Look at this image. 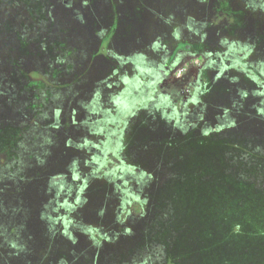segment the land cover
Here are the masks:
<instances>
[{"label":"rangeland","instance_id":"1","mask_svg":"<svg viewBox=\"0 0 264 264\" xmlns=\"http://www.w3.org/2000/svg\"><path fill=\"white\" fill-rule=\"evenodd\" d=\"M229 1L228 7L227 0H0V264H81V258H88L84 264H264V123L250 119L253 111L229 127L251 136L247 141L192 133L172 140L175 134L157 131L150 117L147 127H135L127 146L141 160L131 156L127 163L151 175L153 186L144 215L97 257L91 251L84 258L78 250L87 245H73L63 231L68 214L61 206L75 205L87 169L67 195L51 191L57 178L72 179L70 164L84 155L78 148L97 144L79 129L115 57L161 35L170 41L193 17L207 24L206 42L245 28L236 39L255 41L264 62V0ZM201 63V57L187 61L173 80ZM225 87L211 86L209 99L231 108ZM169 151L182 160L170 163ZM170 168L179 179L169 178ZM96 192L98 200L87 196L71 216L98 229L105 192Z\"/></svg>","mask_w":264,"mask_h":264},{"label":"flooded vegetation","instance_id":"2","mask_svg":"<svg viewBox=\"0 0 264 264\" xmlns=\"http://www.w3.org/2000/svg\"><path fill=\"white\" fill-rule=\"evenodd\" d=\"M255 1L247 0L250 4ZM229 2L227 0L228 7ZM206 26L204 22L187 17L170 41L164 43L161 35L139 51L115 57V68L108 69L99 94L88 105V118L79 130L96 139L97 144L88 141L80 146L78 150L84 155L70 164L72 179L59 177L51 187L53 197L67 195L68 188H73L72 184L80 181L81 172L87 169L76 190V206H61L68 214L63 216L65 238L75 246L79 242L87 245L83 251L78 250L84 258L91 251L96 252L97 257L109 241L127 234L125 225L128 222L144 215L146 196L150 194L154 179L127 163L131 156L141 160L137 150L128 148L127 141L135 127H147L145 118L156 121L157 131L173 132L175 136L192 133L201 137H221L233 122L247 116L245 111L255 112L257 116L249 115L250 119L256 117L259 124L264 123V62L259 45L255 41L248 44L236 39L237 33L245 29L242 27L232 30L230 39L212 35L210 38L214 41L206 42ZM154 30L149 33L152 35ZM193 45L200 49H193ZM189 57H201L202 63L193 73L173 80L178 71L173 72L174 66L180 59ZM111 77L115 78L113 82L108 80ZM225 85V91L232 92L234 99L233 104H228L231 108L219 106L220 101L213 103L218 107L214 106L209 99L210 94L215 93L211 86L221 88ZM96 190L105 192V204L94 220L98 229L84 223L82 218L75 221L71 216L75 209L81 208L87 196L98 198ZM113 209L114 216L110 213ZM87 248L89 251L85 250ZM78 253L74 250L75 259L79 258ZM87 259L81 258L77 263L81 260L84 264Z\"/></svg>","mask_w":264,"mask_h":264},{"label":"trees","instance_id":"3","mask_svg":"<svg viewBox=\"0 0 264 264\" xmlns=\"http://www.w3.org/2000/svg\"><path fill=\"white\" fill-rule=\"evenodd\" d=\"M19 39H21V38H19ZM18 45H19V50L21 51L20 52V56H23L22 55L23 54V46H22L23 45V42H22V45L19 44V43H18ZM224 133H225V135H223L221 137H218L216 135H211V136H213V137H215V138H217L219 140H224V141H227V140H230V139H234L233 141H235V140L236 141H239V140L247 141L248 138H251V136H248V135L234 134V133L230 132L229 129L224 130ZM243 138H247V139L244 140ZM174 139H183V138H178V136H176V137L172 138V140H174ZM169 152H170V155L174 157L171 160L172 162H170V163H175L176 161L180 162L182 160L181 154H179V153L172 154L171 151H169ZM170 170H171V168H170ZM169 178H171V179H179V177L177 175V172L174 169L171 170V176Z\"/></svg>","mask_w":264,"mask_h":264},{"label":"water","instance_id":"4","mask_svg":"<svg viewBox=\"0 0 264 264\" xmlns=\"http://www.w3.org/2000/svg\"><path fill=\"white\" fill-rule=\"evenodd\" d=\"M192 58H196V57H189V58H186V59H185V58L180 59V60L177 62V64L174 66V68H173V72H175V71L181 69V68L185 65V63H186L188 60L192 59Z\"/></svg>","mask_w":264,"mask_h":264},{"label":"built area","instance_id":"5","mask_svg":"<svg viewBox=\"0 0 264 264\" xmlns=\"http://www.w3.org/2000/svg\"><path fill=\"white\" fill-rule=\"evenodd\" d=\"M178 71H180V70H178ZM178 71H177V72H178Z\"/></svg>","mask_w":264,"mask_h":264}]
</instances>
